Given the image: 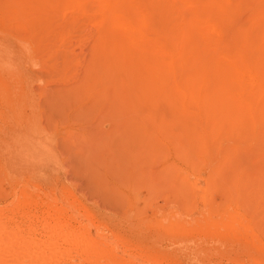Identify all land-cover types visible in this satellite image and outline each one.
<instances>
[{"label":"bare ground","instance_id":"bare-ground-1","mask_svg":"<svg viewBox=\"0 0 264 264\" xmlns=\"http://www.w3.org/2000/svg\"><path fill=\"white\" fill-rule=\"evenodd\" d=\"M3 1L39 36L63 29V39L80 38L90 28L99 38L88 82L95 83L98 76L99 82L123 81L136 101L149 107L164 102L183 123L179 158L187 166L183 176L171 163L167 169L171 175L180 169L176 194L187 197L193 191L203 208L190 210L187 218L169 215L159 225L239 237L235 251L253 264H264L256 212L246 210L241 200L254 188L264 197V177H250L231 149L264 159V0ZM67 11L76 15L67 18ZM221 132L230 134L232 147L217 144ZM150 134L154 137L146 142L160 147V130ZM260 167L264 174V164ZM35 192L31 199L22 190L0 208V264L173 260L171 254L111 231L66 189L44 196L39 188ZM11 213H19L21 220L10 225Z\"/></svg>","mask_w":264,"mask_h":264},{"label":"rangeland","instance_id":"rangeland-1","mask_svg":"<svg viewBox=\"0 0 264 264\" xmlns=\"http://www.w3.org/2000/svg\"><path fill=\"white\" fill-rule=\"evenodd\" d=\"M16 15V8L0 0V208L22 190L34 199L38 188L43 196L66 189L111 231L171 254L168 264H251L235 251L239 237L159 225L169 215L187 218L190 210L203 208L193 191L187 197L176 194L182 179L175 173L181 169L183 176L187 166L179 158L183 123L167 104L149 107L136 101L123 81L99 82L98 76L89 83L99 38L90 28L80 38L71 34L63 39V29L39 36ZM157 129L161 146L153 148L146 138ZM216 142L232 147L227 132ZM231 149L250 177H264V159ZM170 163L180 167L173 175L167 169ZM241 200L246 210H255L258 224H264V197L258 189ZM13 214L10 225L21 220L19 213Z\"/></svg>","mask_w":264,"mask_h":264}]
</instances>
